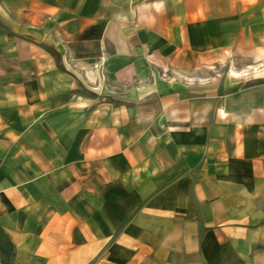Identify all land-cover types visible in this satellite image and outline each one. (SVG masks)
<instances>
[{
  "label": "crops",
  "instance_id": "1",
  "mask_svg": "<svg viewBox=\"0 0 264 264\" xmlns=\"http://www.w3.org/2000/svg\"><path fill=\"white\" fill-rule=\"evenodd\" d=\"M0 264H264V0H0Z\"/></svg>",
  "mask_w": 264,
  "mask_h": 264
},
{
  "label": "rangeland",
  "instance_id": "2",
  "mask_svg": "<svg viewBox=\"0 0 264 264\" xmlns=\"http://www.w3.org/2000/svg\"><path fill=\"white\" fill-rule=\"evenodd\" d=\"M224 69L220 68L218 69V72L215 73L214 76V81H213V89L214 91L221 92L222 91V73Z\"/></svg>",
  "mask_w": 264,
  "mask_h": 264
},
{
  "label": "trees",
  "instance_id": "3",
  "mask_svg": "<svg viewBox=\"0 0 264 264\" xmlns=\"http://www.w3.org/2000/svg\"><path fill=\"white\" fill-rule=\"evenodd\" d=\"M55 55V54H54Z\"/></svg>",
  "mask_w": 264,
  "mask_h": 264
}]
</instances>
